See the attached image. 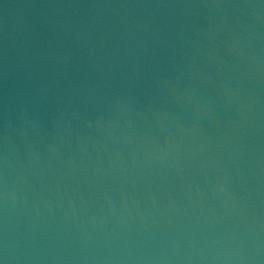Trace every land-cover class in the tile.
Segmentation results:
<instances>
[{"label": "water", "instance_id": "obj_1", "mask_svg": "<svg viewBox=\"0 0 264 264\" xmlns=\"http://www.w3.org/2000/svg\"><path fill=\"white\" fill-rule=\"evenodd\" d=\"M0 264H264V0H0Z\"/></svg>", "mask_w": 264, "mask_h": 264}]
</instances>
